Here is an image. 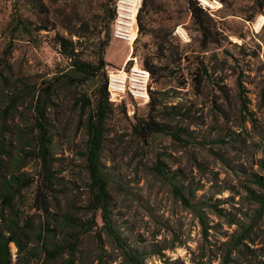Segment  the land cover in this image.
<instances>
[{"label":"rangeland","instance_id":"rangeland-1","mask_svg":"<svg viewBox=\"0 0 264 264\" xmlns=\"http://www.w3.org/2000/svg\"><path fill=\"white\" fill-rule=\"evenodd\" d=\"M188 1L142 0L133 58L151 73L155 106L110 102L101 153L111 180L113 227L124 247L97 212L76 264H128L124 248L144 264H264V218L257 201V177H264V25L257 24L264 11L258 0H221L223 8L208 16L210 31L203 35ZM115 4L0 0V133L12 157L25 158L37 134L36 101L55 84L42 107L59 178L52 214L70 213L83 222L91 220L85 154L93 106L85 108L82 98L94 102L104 78L131 53L112 36ZM107 27L108 66L96 80L80 76L76 86L63 81L71 61L61 55L59 38L72 42L78 61L97 64L98 34ZM153 121L168 132L144 139L139 125ZM158 164L171 180L157 174ZM21 165L31 175L38 171L34 158ZM172 183L184 190L188 204ZM35 195L27 189L16 200V212L32 218V229L20 258L11 245L13 260L25 264L36 249L34 264H63L69 255L51 261L38 253L36 234L49 220L37 210Z\"/></svg>","mask_w":264,"mask_h":264},{"label":"trees","instance_id":"trees-1","mask_svg":"<svg viewBox=\"0 0 264 264\" xmlns=\"http://www.w3.org/2000/svg\"><path fill=\"white\" fill-rule=\"evenodd\" d=\"M258 7L264 11V0L257 1ZM189 10L192 14L194 23L203 35H207L210 31V26L206 19L209 14L200 6L197 0L188 1ZM142 12V11H141ZM141 12L139 22L141 21ZM115 12L111 16L113 22ZM20 25H24L21 20H18ZM42 28L41 30H44ZM142 32L143 30L140 29ZM104 32H99L100 52L97 56V64L82 63L76 59L72 42L66 38H59L58 43L61 50V55L71 61L69 72H62L63 81L76 86L80 76L88 77L96 80L99 74L108 66L105 61L106 49L111 42L110 32L108 27ZM151 70V68H150ZM55 84L50 83L40 93L36 104L39 118L36 120L35 129L37 134L33 137V146L27 152L25 158H13L10 154L7 139L4 133H0V264H20L14 262L11 245H14L18 250V258L26 245L29 231L32 229V218L23 217L24 214H19L15 210L17 198L22 196L24 190L35 189V201L39 204L37 210L45 214L49 220L44 228L41 224L39 233H37L38 242L42 244L39 248V254L51 261L64 259L69 255L63 264H76L74 257L79 253V245L85 235H88L94 227H96V213L101 212V218L104 227L109 235L118 242L121 247H124L120 237L116 233L112 222V211L109 207L110 199V175L107 173L102 164L101 153L105 141V123L108 118V110L110 107L108 80L104 78L101 91L95 96L94 102L87 98H82L84 107L93 106V112L89 115L86 122L87 131V147L85 154L86 170L89 179V189L91 194L90 212L91 220L83 222L82 219L75 217L70 213L52 214V200L58 194L57 186L59 178L57 172L53 169L52 143L53 139L50 136V130L45 122L44 110L48 100L53 96ZM148 105L155 106V99L150 101ZM7 112H5L6 114ZM7 117L3 118V125L7 122ZM139 134L144 139L156 134H167L168 127L156 121L143 123L139 125ZM177 140H180V135L174 134ZM34 158L37 161L38 171L34 175L29 172L22 171L25 166L21 165L28 158ZM14 166V168H10ZM264 171V161L262 162ZM10 170V171H9ZM157 174L167 180L172 178L165 172L161 164L156 165ZM8 172V173H7ZM257 184L261 194L257 197L259 203V212L261 218H264V177H257ZM173 190L185 204L189 203L184 190L172 183ZM59 234V236H58ZM36 249L31 250L28 255L35 258ZM124 254L128 264H144L140 256L127 251L124 248ZM32 258H28L25 264H34Z\"/></svg>","mask_w":264,"mask_h":264},{"label":"built area","instance_id":"built-area-1","mask_svg":"<svg viewBox=\"0 0 264 264\" xmlns=\"http://www.w3.org/2000/svg\"><path fill=\"white\" fill-rule=\"evenodd\" d=\"M197 2L212 16L223 8L221 0ZM141 7L142 0H116L112 36L115 40L126 42L131 47V53L120 69H114L109 73L108 93L111 103L118 104L129 100L139 105H148L151 101V73L133 58V45L139 33L138 18ZM263 25L264 20L260 28ZM181 37L184 39L183 35Z\"/></svg>","mask_w":264,"mask_h":264},{"label":"bare ground","instance_id":"bare-ground-1","mask_svg":"<svg viewBox=\"0 0 264 264\" xmlns=\"http://www.w3.org/2000/svg\"><path fill=\"white\" fill-rule=\"evenodd\" d=\"M263 20H264L263 18L260 19V21H259V23H258V26H257L258 29H260V26H261Z\"/></svg>","mask_w":264,"mask_h":264}]
</instances>
